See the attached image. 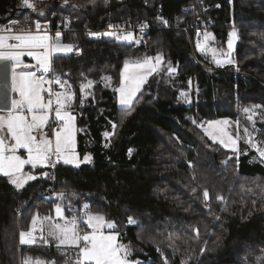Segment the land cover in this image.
<instances>
[{"label":"trees","instance_id":"16d2710c","mask_svg":"<svg viewBox=\"0 0 264 264\" xmlns=\"http://www.w3.org/2000/svg\"><path fill=\"white\" fill-rule=\"evenodd\" d=\"M23 1L7 0L1 18H68L78 28L61 35L73 51L55 54L53 64L74 94L76 150L80 159L91 160L79 167L57 163L52 199L40 196L49 186L48 174L42 175L47 168L27 167L39 176L19 189L0 175V264H74L75 248L58 247L52 239L50 245H22L19 233L30 229L33 216H53L57 205L66 215L85 204L89 213L114 221L129 259L141 264H264V160L243 137L235 154L198 125L239 118L259 138V149L264 143V0H201L220 3L204 11L198 0H30L34 9ZM193 5L204 33L223 46L231 26L239 28L234 64L208 69L193 61L177 29L193 22L192 11L183 10ZM158 11L170 28L150 31L138 43L92 40L81 31L150 19ZM161 53L158 70L133 103L120 108L116 89L125 63ZM198 56L213 64L208 55ZM169 62L176 72L168 71ZM193 87L196 100L188 104Z\"/></svg>","mask_w":264,"mask_h":264},{"label":"snow or ice","instance_id":"6c2138e0","mask_svg":"<svg viewBox=\"0 0 264 264\" xmlns=\"http://www.w3.org/2000/svg\"><path fill=\"white\" fill-rule=\"evenodd\" d=\"M24 4L34 7L30 0H24ZM145 27H147L146 24L141 26L142 29ZM35 29V33L20 32L7 36L0 34V61L12 63L13 91L18 93L19 97L11 101V106L8 109H0V112H6V114L0 115V174L8 177L10 183L17 189L37 178L32 173L24 171L26 166H31L32 169H36L38 166L51 165L54 167L61 160L64 164H74L77 167L81 163L75 155L77 131L74 124L75 117L69 111L71 102L74 100L71 86L60 76H56L54 79L48 78L52 71L54 55L60 52H71L73 46L59 43L61 39L59 34L56 36V42L50 43L49 35L39 34L41 30L39 22H36ZM4 31L11 33L12 29ZM104 35L111 36L113 34L105 33ZM229 35L228 47L231 49L232 37H235L236 33L233 31ZM132 38V33L123 37L124 40ZM204 38L207 41L210 34H205ZM197 49L204 51L203 46L199 43ZM215 54L216 50L213 49V56ZM25 55L34 59L35 64L23 63L22 57ZM223 55H230V53ZM215 62L221 67L226 63H233L230 59L223 61L216 59ZM162 63V53L157 54L155 58H145L142 62L137 61L131 68L126 62L121 72L120 87L116 89L119 93V104L130 106L136 93L146 83L148 76L155 73ZM168 71L174 73L177 69L172 68L169 62ZM91 84L92 82L89 81L88 85L82 86L81 92ZM53 85H56L60 90L54 89ZM261 107V105H253L252 109ZM252 109L245 108L244 111L248 113ZM248 118L251 120V115ZM53 122L58 127L49 134L47 129ZM228 123L227 120L209 122L205 134L213 142L219 140V143L224 147L229 146L222 138L227 136L228 141L235 147L236 140L232 139L223 127H216ZM115 127L116 125L113 124L114 129ZM245 133H247V129H245ZM103 135L107 138L109 133L105 132ZM20 150H23L26 155H21ZM260 156L264 157V151H260ZM83 159L84 162H90L91 157L85 155ZM42 175L47 178V173ZM63 195V193L59 194L61 197ZM203 195L205 200L209 199L208 189L204 190ZM217 199L223 200L224 198L218 196ZM83 208L86 219L82 221L77 217H66L65 209L60 205L56 206L54 217L33 216L30 229L19 233L20 243L22 245L35 243L38 232L39 239L44 243H48L49 239H52L57 241L58 247L78 249L74 264H131L128 260L129 248L118 242V234H106L104 231L105 228L115 229V223L107 221L103 215L89 214L90 206L87 204ZM128 223L132 224L135 221L129 217ZM81 224L85 225L89 231L81 232ZM24 264H31V262L25 260ZM35 264H41V262L37 261ZM165 264H167L166 259Z\"/></svg>","mask_w":264,"mask_h":264},{"label":"built area","instance_id":"2783aa9c","mask_svg":"<svg viewBox=\"0 0 264 264\" xmlns=\"http://www.w3.org/2000/svg\"><path fill=\"white\" fill-rule=\"evenodd\" d=\"M198 2L201 3L202 1L198 0ZM211 8L212 9H219L220 3L218 1L208 3V6L206 5V8H204V10L211 9ZM183 10L184 11L191 10L193 15H194V20L189 26L179 27V28L177 27V29H180L185 34L187 42H188L190 50H191V54H192L193 59H194V62L201 65V66H204L201 63L199 56L197 55V44L198 43L201 44L203 42L204 37H205V33H204L203 27H201L196 21V18H195L196 14H197L196 7H195V5H193L191 7H184ZM165 21H166V23H165ZM36 22H39L41 25V30H40L39 34L49 35L51 37L50 43H52L54 36H56L57 34L62 35L65 32H69V31L74 32L75 30L78 29V28L71 26V24L68 21V18H65L63 20L59 19V20H55V21H52V19H47V20H44V19L28 20V19H26V20H21L18 18H12V19H5V20L0 21V34L7 36L10 34L20 33V32L35 33L36 32V29H35ZM144 24H146L147 27L142 29L141 26ZM164 28H170L169 20L163 15V13L161 11H158L154 15V17L150 18V19L134 21L131 18H127L121 22H108L106 25H104L102 27H98V28L84 26L81 28V31H82V33H84V35L87 38L92 39V40H101V39H115L116 40V39L121 38L124 35L129 34V33H132L133 37H135L137 39H141L150 31L164 29ZM7 29H12V32L9 33L7 31H4ZM93 33H95L96 35H91ZM105 33H112L113 35L107 36V35H104ZM239 42H241L240 38H238V43ZM35 70L36 69H34V71ZM56 76H60L62 78V80H65L69 83L68 79L65 76H62L59 73V71L54 67L53 59H52V71L49 74L48 78L54 79ZM53 88L56 90H60L56 85H53ZM71 90H72V88H71ZM56 125L57 124L55 122H53L51 124V126L47 129L49 134L52 133V131L55 129ZM56 167H57V163L55 164L54 167L51 165L47 166L49 186L43 192L40 193V196H42L44 198H47V199L54 198V195H52L51 192H53L55 190V183L57 182V180H56ZM16 213L18 214L19 211H16ZM88 213H89V210H88ZM65 216L69 217V218L77 217L81 221L86 219L85 210L83 207L77 211H71L68 214H66ZM80 231L85 232V231H89V229H87V227L85 225L81 224ZM36 236L39 237L38 232L36 233ZM38 243L50 245V239H49L48 243H44L43 241H41L39 239ZM75 250L78 253V249H75Z\"/></svg>","mask_w":264,"mask_h":264},{"label":"rangeland","instance_id":"374dc122","mask_svg":"<svg viewBox=\"0 0 264 264\" xmlns=\"http://www.w3.org/2000/svg\"><path fill=\"white\" fill-rule=\"evenodd\" d=\"M30 3L31 4H33V2L32 1H30ZM24 6H26L25 4H24V1H23V3H22ZM201 4H202V9H203V11H204V8H206V5L208 6V3L206 4L205 2H201ZM34 5V4H33ZM28 7V6H27ZM30 9H34V7H30ZM12 11V10H11ZM13 11H15V10H13ZM40 11V10H39ZM179 28V27H178ZM180 30V29H179ZM233 31H235V33H236V35H235V37H232V47H231V49H229V47H228V41H229V39H230V33H232ZM183 32V31H182ZM205 34H210V38L207 40V41H205V38H204V40H203V42L201 43V45L203 46V48H204V51H201V50H198L197 49V55H198V53H200V54H206V55H208L209 56V59H210V61H212V65H209V64H206L204 61H201V63L204 65V67L205 68H208V69H223L226 65H232V64H234V49H235V47H236V45L238 44V38H239V36H240V32H239V28L236 26V25H232L231 26V28H230V30H229V32H228V39L226 40V42H225V44H224V46L222 45V43L219 41V40H217L216 38H215V36L212 34V33H210L209 31H206L205 30ZM57 36V35H56ZM56 36H54V38H53V40H52V43H55L56 42ZM60 36V38H61V35H59ZM125 36V35H124ZM124 36H122L121 38H119V39H116V41H118V42H122V43H138L139 42V40L140 39H137V38H135V37H133L131 40H124L123 39V37ZM59 43H61V44H66V43H63L62 41H61V39H60V41H59ZM67 45H70V44H67ZM213 49H215L216 50V54H215V56H213ZM26 51V50H25ZM63 53H70V52H60V53H56V54H63ZM227 53H230V55H223V54H227ZM157 56V55H156ZM156 56H154V57H150V58H155ZM191 57H192V59H193V56H192V54H191ZM216 59H220V60H227V59H230L231 61H233V63H230V64H224V66H218L217 64H216ZM22 60H23V63H25V64H35V60L34 59H32L31 57H28L27 55H25L24 57H22ZM193 61H194V59H193ZM135 62H137V61H132V62H129L128 64H129V67L131 68L132 67V65L135 63ZM142 62V61H141ZM123 69H124V67L122 68V71H123ZM31 70V69H30ZM121 71V72H122ZM239 73H241L242 74V72H239ZM120 82H121V80H120ZM120 87V83H119V85L117 86V89ZM138 94V92L136 93V95ZM188 101H187V103L188 104H191V103H193V100H196V96H197V89L195 88V87H193V88H191L189 91H188ZM74 95V94H73ZM136 97V96H135ZM135 99V98H134ZM134 99H133V101H134ZM72 103H73V101L71 102V105H70V108H69V111L72 113V115L75 117V119H76V116H75V113H74V111L71 109V106H72ZM117 103H118V106L120 107V108H126V107H128V106H121L120 104H119V93L117 92ZM133 103V102H132ZM241 111V110H240ZM4 114H6V112H0V115H4ZM243 118H245V115H241ZM224 120H227V121H229V123L227 124V125H217L216 127L217 128H220V127H223L230 135H231V137H232V139H235L236 140V145H235V147H233L232 145H231V143L228 141V137L227 136H223L222 138L225 140V142L226 143H228L229 144V146L228 147H225V148H227V149H229V150H231V151H233L235 154H238V150H239V143H238V140H239V137L241 136V137H243V140L249 145V146H251L252 148H254V149H256L257 150V152H258V154L260 155V151H264V143H261L260 144V149L257 147V145H256V143L255 142H258V143H260L259 141V138L257 137V135H255L251 130L249 131V130H247V133H245V129H247L245 126H243L242 125V122L240 121V119L239 118H236L235 120H228V119H221V120H210L209 122H212V121H224ZM209 122H207V123H205V124H203V122H198V125L203 129V131L205 132V130L206 129H208V124H209ZM238 122V123H237ZM74 124H75V128L77 129V127H76V123H75V120H74ZM58 127V125H56V127H55V129ZM251 137H253V142L251 143V142H249V140H250V138ZM217 142L219 143V140H217ZM222 145V144H221ZM222 146H224V145H222ZM20 154L21 155H26V153H24V151L23 150H20ZM75 155L77 156V159L78 160H80L81 161V163H87V162H84V159H80V157H79V154H78V152H77V150L75 149ZM261 157V156H260ZM263 160H264V157H261ZM60 162H62L63 163V160H61ZM80 163V164H81ZM70 165H73V166H75L74 164H70ZM27 167H29V168H31V166H26L25 167V169H24V171L26 172V173H32L33 175H35L36 177H38L39 175L38 174H36V173H34L32 170H29V169H26ZM38 167H41V168H47V167H43V166H38ZM32 169V168H31ZM45 173V172H44ZM0 175H2V174H0ZM32 181V180H31ZM30 182V181H29ZM28 182V183H29ZM26 185V184H25ZM24 185V186H25ZM15 186V185H14ZM61 206V205H60ZM62 207V206H61ZM56 208V207H55ZM89 214H98V213H89ZM98 215H101V214H98ZM55 216V209H54V215L52 216V217H54ZM107 220V219H106ZM107 221H110V222H114V221H112V220H107ZM115 228H116V225H115ZM26 231H28V230H26ZM104 231H108V232H111V231H114V232H116L115 231V229H104ZM19 241H20V236H19ZM36 241H39V237L37 236V239H36ZM119 243H121V244H123L121 241L119 242ZM124 245V244H123ZM130 261V260H129ZM31 262V261H30ZM37 262V261H36ZM40 262V261H39ZM31 264H35V262L34 263H32L31 262ZM41 264H43L42 262H41Z\"/></svg>","mask_w":264,"mask_h":264},{"label":"water","instance_id":"95a60500","mask_svg":"<svg viewBox=\"0 0 264 264\" xmlns=\"http://www.w3.org/2000/svg\"><path fill=\"white\" fill-rule=\"evenodd\" d=\"M6 0H0V20L5 9ZM11 63L0 61V109H8L11 105V84H10Z\"/></svg>","mask_w":264,"mask_h":264},{"label":"crops","instance_id":"0c3cea01","mask_svg":"<svg viewBox=\"0 0 264 264\" xmlns=\"http://www.w3.org/2000/svg\"><path fill=\"white\" fill-rule=\"evenodd\" d=\"M11 63V62H10ZM34 71V69H31ZM13 72H12V63H11V71H10V84H11V101L13 99H18V93L14 92L13 91ZM11 106V105H10ZM106 234L108 233H111V234H118L117 232H114V231H111V232H108V231H105ZM118 242H120V239H119V235H118ZM78 255V253H77ZM128 260H130L131 264H141L142 262H140L139 260H131L129 259V256H128Z\"/></svg>","mask_w":264,"mask_h":264},{"label":"flooded vegetation","instance_id":"af4514ba","mask_svg":"<svg viewBox=\"0 0 264 264\" xmlns=\"http://www.w3.org/2000/svg\"><path fill=\"white\" fill-rule=\"evenodd\" d=\"M9 2H7V0L5 1L4 5H5V9L8 11L9 9L7 8Z\"/></svg>","mask_w":264,"mask_h":264}]
</instances>
